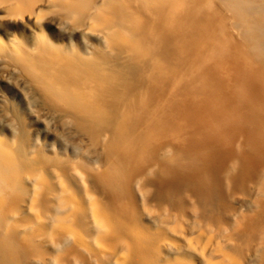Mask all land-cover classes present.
<instances>
[{"label": "bare ground", "instance_id": "bare-ground-1", "mask_svg": "<svg viewBox=\"0 0 264 264\" xmlns=\"http://www.w3.org/2000/svg\"><path fill=\"white\" fill-rule=\"evenodd\" d=\"M47 4L0 55L69 144L2 116L0 264H264V0Z\"/></svg>", "mask_w": 264, "mask_h": 264}, {"label": "rangeland", "instance_id": "rangeland-1", "mask_svg": "<svg viewBox=\"0 0 264 264\" xmlns=\"http://www.w3.org/2000/svg\"><path fill=\"white\" fill-rule=\"evenodd\" d=\"M48 1L43 0L39 4V8L42 9V17L36 19L35 17L28 18L29 14H27L28 12L24 6L8 12L5 8L6 4L0 0V47L9 46L14 43L19 44V40H22L25 36L38 32H44L47 35L53 36L62 34L64 32L63 25H59V22H61V18L63 19L64 14L47 8ZM17 77L18 73L12 71L10 61L8 59L3 60L0 55V130L2 131L4 125L2 116L8 113L18 119H24L29 129L32 130L31 132L36 134V138L38 137L39 143L45 141L52 142L54 146L59 144L66 146L68 141L64 135H60L62 133L60 128L53 124L54 128L51 123H48L49 120L40 113V109L43 106L41 100H37L31 94H27L25 90L23 91L22 86L17 82ZM31 99L33 100L31 101ZM206 243L207 239L204 238L197 247L201 250L206 246ZM180 256L188 259L190 262L198 260L195 257L196 255L185 257L182 254Z\"/></svg>", "mask_w": 264, "mask_h": 264}]
</instances>
